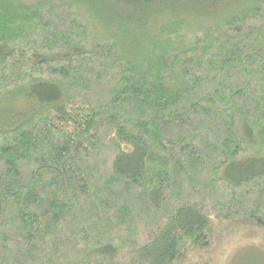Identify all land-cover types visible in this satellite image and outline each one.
<instances>
[{
	"label": "trees",
	"instance_id": "16d2710c",
	"mask_svg": "<svg viewBox=\"0 0 264 264\" xmlns=\"http://www.w3.org/2000/svg\"><path fill=\"white\" fill-rule=\"evenodd\" d=\"M236 219L264 229V0H0V264H190Z\"/></svg>",
	"mask_w": 264,
	"mask_h": 264
},
{
	"label": "rangeland",
	"instance_id": "374dc122",
	"mask_svg": "<svg viewBox=\"0 0 264 264\" xmlns=\"http://www.w3.org/2000/svg\"><path fill=\"white\" fill-rule=\"evenodd\" d=\"M213 247L192 253L190 264H264V229L250 221L236 219L214 228Z\"/></svg>",
	"mask_w": 264,
	"mask_h": 264
}]
</instances>
